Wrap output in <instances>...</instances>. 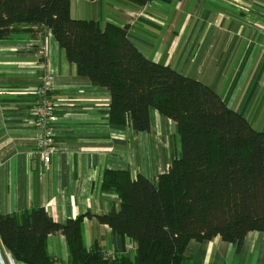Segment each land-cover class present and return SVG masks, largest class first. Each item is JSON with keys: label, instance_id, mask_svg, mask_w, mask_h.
Returning <instances> with one entry per match:
<instances>
[{"label": "crops", "instance_id": "obj_1", "mask_svg": "<svg viewBox=\"0 0 264 264\" xmlns=\"http://www.w3.org/2000/svg\"><path fill=\"white\" fill-rule=\"evenodd\" d=\"M73 19L128 26L130 40L149 60L212 88L227 107L264 132V0H173L144 7L125 0H74ZM52 73L57 104V153L45 168L35 153V90ZM110 93L80 77L49 30L0 43V212L44 208L57 223L85 217L90 250L133 258L127 237L115 235L96 216L119 199L102 191L106 171H129L155 182L172 160L175 124L152 113L150 132L109 124ZM48 252L69 263L61 234ZM0 239V264H10ZM190 264H264V233L251 232L241 246L216 237L191 241Z\"/></svg>", "mask_w": 264, "mask_h": 264}, {"label": "trees", "instance_id": "obj_2", "mask_svg": "<svg viewBox=\"0 0 264 264\" xmlns=\"http://www.w3.org/2000/svg\"><path fill=\"white\" fill-rule=\"evenodd\" d=\"M72 1L0 0V43L49 30L78 75L110 93V125L150 132L157 111L176 126L174 153L155 182L129 171L104 173L102 191L119 205L96 218L129 239L132 259L86 247L83 222L93 215L57 223L44 208L0 212V239L11 257L60 264L49 255L48 238L61 234L68 264H190L191 241L220 237L241 246L249 233H264V132L209 86L145 57L128 26L73 19ZM125 1L144 7L173 0Z\"/></svg>", "mask_w": 264, "mask_h": 264}, {"label": "built area", "instance_id": "obj_3", "mask_svg": "<svg viewBox=\"0 0 264 264\" xmlns=\"http://www.w3.org/2000/svg\"><path fill=\"white\" fill-rule=\"evenodd\" d=\"M54 78L52 73L43 77L42 83L35 90L36 101L32 111V124L34 127L35 153L40 157L43 167L47 168L53 156L57 153L55 142V130L57 127V104L52 98L54 89ZM128 253L134 254L135 247L129 243L126 246ZM109 257L115 253H108ZM10 264L17 263L11 255H8Z\"/></svg>", "mask_w": 264, "mask_h": 264}, {"label": "rangeland", "instance_id": "obj_4", "mask_svg": "<svg viewBox=\"0 0 264 264\" xmlns=\"http://www.w3.org/2000/svg\"><path fill=\"white\" fill-rule=\"evenodd\" d=\"M174 153V148H173V150H172V154Z\"/></svg>", "mask_w": 264, "mask_h": 264}]
</instances>
